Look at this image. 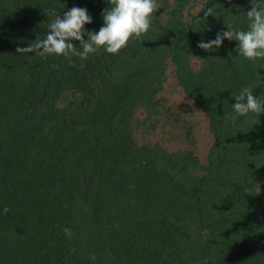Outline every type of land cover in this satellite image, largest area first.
I'll list each match as a JSON object with an SVG mask.
<instances>
[{
    "label": "trees",
    "instance_id": "16d2710c",
    "mask_svg": "<svg viewBox=\"0 0 264 264\" xmlns=\"http://www.w3.org/2000/svg\"><path fill=\"white\" fill-rule=\"evenodd\" d=\"M177 1L186 37L247 29L250 0ZM104 3L0 0V264H264V182L256 185L264 173V113L214 127L242 88L264 99L249 61L221 55L194 86L174 68L213 134L204 172L189 185L178 173L192 157L177 158L180 146L134 145L132 138L135 104L148 113L144 119L165 118L170 109L154 97L157 88L132 85L156 65L151 38L159 33L150 28L118 55L101 49L83 62L16 52L47 34L49 9L63 17L85 8L92 17L85 30L98 31ZM198 4L205 8L194 13ZM209 7L220 15L204 18ZM125 60L131 68L117 71ZM182 129L189 139L192 127ZM198 228L206 230L191 235Z\"/></svg>",
    "mask_w": 264,
    "mask_h": 264
},
{
    "label": "rangeland",
    "instance_id": "374dc122",
    "mask_svg": "<svg viewBox=\"0 0 264 264\" xmlns=\"http://www.w3.org/2000/svg\"><path fill=\"white\" fill-rule=\"evenodd\" d=\"M156 2L159 5V9L153 14L151 23V28L154 30L155 35L159 33V36H156L157 38H151L157 47L156 51L152 54L155 57L156 65L148 71L144 79L141 76H136L134 79H138L133 81L132 85L139 87L140 84H143V82L139 83L142 80L145 82L144 89L146 88L147 92L157 88L155 93H153L154 97L162 95L166 103L169 104L170 109L165 118L159 114H154L144 119V116L148 113H146L142 105L135 104L131 111L133 118H137L138 120H136V126L132 131V138L133 142H135L134 145L158 142L167 150H174L180 146L179 148L182 151L177 154V158L179 156L181 159H184L189 154L192 159L186 169L180 171L178 174H180V177L187 184L193 185L195 181L197 182L200 174L204 172V167L208 162V152L213 142V134L209 127L208 118L204 115L203 110L193 98L185 94L181 85L177 82L174 68L178 69L184 81L194 86L193 84H196L207 66L213 64L211 69L215 71V59L219 58V56L224 55L231 61L238 63H242L243 60L235 50L238 44L235 40L224 39L219 48L211 51H204L197 47L201 41L208 42L215 38L199 37L196 33L186 37L187 35L180 32L179 29L181 17L183 18L181 9H184L181 3L177 0H156ZM103 7L107 9L110 5L104 3ZM203 8L205 6L202 7L201 4H198L194 6L193 11L194 13H198ZM263 61L264 59H257L254 62H250L255 71L259 73L256 82L262 89L264 88V76H261V71L264 68ZM128 64L129 60L121 61L117 65L119 67L117 71L125 72L131 68ZM214 77L220 79L216 73ZM178 114L181 117H178ZM152 117L154 118L153 121L151 120ZM254 117L255 115L251 114L247 119L252 121L255 120ZM225 120H228L226 115L217 117L214 127L223 124ZM187 123L192 129L189 133V139L185 140V137L183 138L184 131L182 127L184 128V125H188ZM241 141L238 139V144ZM224 142H222L223 145L220 148L232 151L229 149L231 144ZM151 154L154 156L156 165L158 163L165 169L166 163L164 159L153 152ZM263 182L264 173L257 177V187L260 188ZM198 229L196 234L195 231H191V235L195 236L206 230L203 228Z\"/></svg>",
    "mask_w": 264,
    "mask_h": 264
},
{
    "label": "clouds",
    "instance_id": "9594fccd",
    "mask_svg": "<svg viewBox=\"0 0 264 264\" xmlns=\"http://www.w3.org/2000/svg\"><path fill=\"white\" fill-rule=\"evenodd\" d=\"M106 2L110 7L102 11L103 26L98 31L85 30V25L92 23V17L85 8L72 7L63 17L55 9H49L47 14L53 20L48 25L47 34L32 41L28 47H17L16 52L20 55L32 53L29 59L62 56L69 62H72V57L83 62L101 49L107 54L118 55L130 41H143L151 28L153 14L159 9L156 0ZM250 4L251 9L245 14L248 21L246 30L217 32L215 39L201 41L197 47L211 51L219 48L224 39L235 40L238 42L235 50L242 60L254 62L264 59V0H250ZM209 15L218 16L220 13L209 7L204 18ZM72 41L79 42V46H74ZM80 67H84L83 63ZM234 98L236 102L232 104V112L227 114L229 121L235 122L238 117L250 113L257 118L264 113V99L253 96L252 88H242ZM65 231L69 232L68 229Z\"/></svg>",
    "mask_w": 264,
    "mask_h": 264
}]
</instances>
